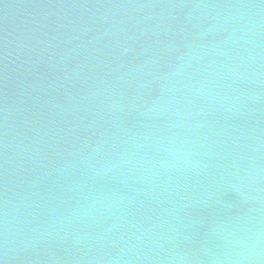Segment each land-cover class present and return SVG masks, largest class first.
Wrapping results in <instances>:
<instances>
[{
  "label": "water",
  "instance_id": "95a60500",
  "mask_svg": "<svg viewBox=\"0 0 264 264\" xmlns=\"http://www.w3.org/2000/svg\"><path fill=\"white\" fill-rule=\"evenodd\" d=\"M0 264H264V0H0Z\"/></svg>",
  "mask_w": 264,
  "mask_h": 264
}]
</instances>
